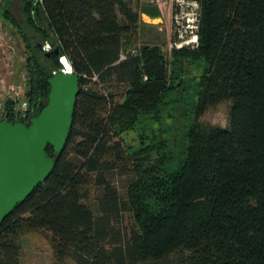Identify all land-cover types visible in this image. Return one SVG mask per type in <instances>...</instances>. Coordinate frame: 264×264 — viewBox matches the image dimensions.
Returning a JSON list of instances; mask_svg holds the SVG:
<instances>
[{
  "label": "trees",
  "instance_id": "trees-1",
  "mask_svg": "<svg viewBox=\"0 0 264 264\" xmlns=\"http://www.w3.org/2000/svg\"><path fill=\"white\" fill-rule=\"evenodd\" d=\"M15 1L0 10L24 45L31 116L62 69L54 51L78 94L50 176L0 225V264H20V238L32 232L48 237L53 264H264V0H197L196 48L168 60L142 45L121 62L140 28L129 0ZM184 61L200 64L198 77H185ZM192 79L193 121L170 133L167 106ZM222 102L227 127L201 121ZM0 121L28 120L7 101ZM131 131L137 146L123 144ZM116 175L127 176L122 193Z\"/></svg>",
  "mask_w": 264,
  "mask_h": 264
},
{
  "label": "water",
  "instance_id": "water-1",
  "mask_svg": "<svg viewBox=\"0 0 264 264\" xmlns=\"http://www.w3.org/2000/svg\"><path fill=\"white\" fill-rule=\"evenodd\" d=\"M140 14L150 24L155 20L161 22L156 7L142 6ZM54 54L59 58L57 51ZM42 87L47 101L38 115L26 123L0 121V225L47 180L68 139L78 94V76L59 72ZM48 146L53 150V158L46 154Z\"/></svg>",
  "mask_w": 264,
  "mask_h": 264
},
{
  "label": "rangeland",
  "instance_id": "rangeland-1",
  "mask_svg": "<svg viewBox=\"0 0 264 264\" xmlns=\"http://www.w3.org/2000/svg\"><path fill=\"white\" fill-rule=\"evenodd\" d=\"M3 0H0V2ZM133 9L137 10L136 2L129 0ZM13 3L20 5L17 1ZM11 6V11L18 19H21L18 8ZM2 8L0 10V78H3L7 84L10 85H24L27 88V71H26V57L24 54V45L19 37V34L14 28L4 23L2 19ZM139 29L136 37L135 47L129 50L139 48L142 45L160 46L162 52L168 60H170L169 43L173 39V26L168 21L159 22L155 20L153 24L148 23L146 17L142 18L139 23ZM127 50V51H129ZM182 70L185 77H198L200 74V64L189 61H184ZM194 80L189 81V87L179 95V105H175L174 96L170 99L168 104L169 111L165 114L166 122L163 128L169 129L173 133L176 129L181 132L183 125L187 126L193 121L191 109L196 100V91L194 90ZM172 105V106H171ZM231 103L222 102L216 106L209 107L201 121L212 125L227 127L228 117ZM123 144L128 146H137V134L134 131L125 133L123 136ZM175 167V165H173ZM127 176H114L113 183L121 191H124L126 186ZM125 222L128 218L125 217ZM21 244V258L20 264H53V250L48 237L41 232H32L23 235L20 238ZM175 258V257H173Z\"/></svg>",
  "mask_w": 264,
  "mask_h": 264
},
{
  "label": "built area",
  "instance_id": "built-area-1",
  "mask_svg": "<svg viewBox=\"0 0 264 264\" xmlns=\"http://www.w3.org/2000/svg\"><path fill=\"white\" fill-rule=\"evenodd\" d=\"M41 5L42 0H37ZM136 2L138 13L140 16V22L143 15L140 14L142 6L156 7L160 14L161 22L168 21L173 26V39L169 43V51L172 49L189 48L194 49L198 45V25L200 20V6L197 0H132ZM49 42H44L41 46V50L44 53H49L51 49ZM138 53V48L130 51H122L119 54L118 62L125 61L129 56H135ZM58 61L62 66L60 72L64 74L72 73L71 66L69 65L65 56L59 57ZM67 62L68 67L63 63ZM56 72H52L55 75ZM26 88L23 85H10L0 78V115L5 109V103L7 101H13L15 103V113L21 119L29 120L32 118V112L29 109V101L25 97Z\"/></svg>",
  "mask_w": 264,
  "mask_h": 264
}]
</instances>
